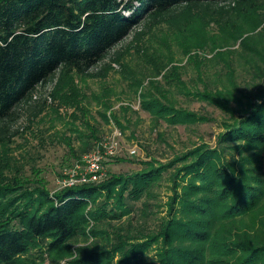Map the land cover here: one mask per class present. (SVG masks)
I'll return each mask as SVG.
<instances>
[{"label": "trees", "instance_id": "trees-1", "mask_svg": "<svg viewBox=\"0 0 264 264\" xmlns=\"http://www.w3.org/2000/svg\"><path fill=\"white\" fill-rule=\"evenodd\" d=\"M226 1L234 3L220 5ZM142 21L166 22L185 55L206 45L226 47L213 56L225 62L221 87L185 94L223 110L231 121L222 122L215 147L201 143L164 163L151 159L130 174L105 171L97 181L54 193L37 179L6 175L0 163V264H43L45 255L53 263L72 256L70 264H264V0H0V145L12 136L18 106L36 88L58 75L51 94L75 104L74 90L61 95L73 86L70 74L88 75ZM211 21L219 27L216 36L206 31ZM234 53L250 65L244 69L252 80L247 91L234 80L228 62ZM168 63L154 66L153 78L181 86L180 67L164 71ZM163 91L140 92V107L155 121L205 120L174 108ZM164 172L170 194L156 228L143 229L131 217L113 224L128 218L130 203L139 200L146 222Z\"/></svg>", "mask_w": 264, "mask_h": 264}, {"label": "rangeland", "instance_id": "rangeland-1", "mask_svg": "<svg viewBox=\"0 0 264 264\" xmlns=\"http://www.w3.org/2000/svg\"><path fill=\"white\" fill-rule=\"evenodd\" d=\"M233 3L226 1L220 5L227 7ZM133 4L138 5L136 1ZM124 14L129 15L130 11ZM170 28L164 21L147 24L142 21L110 49L88 75L70 74L73 86L64 88L61 95L70 96L74 90L77 94L75 104L64 103L51 94L58 75L52 83L36 88L31 98L18 106L19 117L10 125L12 136L6 144L0 145V163L5 167V174L31 179L32 182L37 179L40 185L54 193L66 186L69 178H76L84 168L83 156L78 155L80 150L84 146L92 150L99 140L94 137L109 135L114 129L120 132L118 149L111 158H105L109 161L104 165V173L130 174L143 169L144 162L153 159L164 163L175 154L201 143L215 147L217 135L223 130L222 122L231 120L223 110L185 93L186 90H202L205 86L221 87L220 82H225V62L213 56L226 47L211 50L206 45L185 55L177 39H173ZM206 31L216 36L219 27L211 21ZM238 42L228 48H236ZM193 56L197 57L196 62L189 61ZM228 62L236 71L234 80L238 88L249 90L252 80L245 70H249L250 65L235 53ZM161 63H168L164 71L171 66L180 67L181 86L176 80L167 84L160 76L153 78L154 66ZM103 67L107 70L101 75L98 71ZM135 81L137 86L132 83ZM156 81L158 83L150 84ZM154 88H163L174 108L195 113L205 120L188 124H170L161 119L155 121L152 114L140 107V92ZM40 104L43 106L38 112ZM231 106H236L234 101ZM102 113H105V119ZM132 148L136 152L131 155L129 150ZM262 168L264 171V152ZM169 186L168 172H164L153 188L154 196L149 201L151 214L146 222L141 219L144 214L139 200L130 203L134 209L128 218L125 216L113 224H123L131 217L133 224L140 223L147 230L155 229L165 214L163 205L170 194ZM151 255L149 252L148 257ZM71 259L72 256H67L53 263L45 255L43 264H70Z\"/></svg>", "mask_w": 264, "mask_h": 264}, {"label": "built area", "instance_id": "built-area-1", "mask_svg": "<svg viewBox=\"0 0 264 264\" xmlns=\"http://www.w3.org/2000/svg\"><path fill=\"white\" fill-rule=\"evenodd\" d=\"M120 132L114 129L109 135H105L97 141L94 148L82 157L84 168L76 174V178H69L66 186L88 181H97L104 174L103 160L113 156L118 149V138ZM135 148L129 150V154H135Z\"/></svg>", "mask_w": 264, "mask_h": 264}]
</instances>
